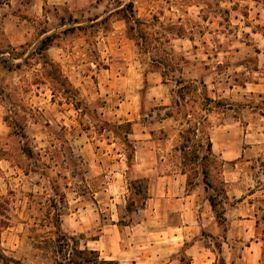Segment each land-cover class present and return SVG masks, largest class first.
Here are the masks:
<instances>
[{
  "label": "rangeland",
  "instance_id": "1",
  "mask_svg": "<svg viewBox=\"0 0 264 264\" xmlns=\"http://www.w3.org/2000/svg\"><path fill=\"white\" fill-rule=\"evenodd\" d=\"M129 1L169 38L159 53L184 57L181 75L225 101L207 112L205 131L213 178L222 175L229 196L224 224L200 162L184 166L177 149L178 85L140 53L116 12ZM47 35L48 56L71 85L56 94L35 81L39 71L58 73L33 53ZM0 41L23 53L16 62H35L0 67L9 217L0 254L48 264L36 238L50 229L54 197L63 229L119 264H264V0H0ZM9 109L27 117L26 137L5 121ZM24 144L40 155L28 158Z\"/></svg>",
  "mask_w": 264,
  "mask_h": 264
},
{
  "label": "trees",
  "instance_id": "2",
  "mask_svg": "<svg viewBox=\"0 0 264 264\" xmlns=\"http://www.w3.org/2000/svg\"><path fill=\"white\" fill-rule=\"evenodd\" d=\"M116 12L119 14V18L125 21L127 33L135 41V44L140 49V53L149 55L155 68L160 71L165 80L171 79L178 85L175 105L177 106V114H183V127L180 130L181 144L177 149L182 152L184 166L200 162L203 182L205 183L206 190L209 192L208 200L218 221L224 224L226 222L224 204L229 199V196L226 182L222 175L219 174L220 179L217 181L213 178L212 172L217 170L213 165H217V159L213 153L211 137L205 131L207 123H209L207 112H210L214 106L225 105V101L215 100L210 97L207 93V86L203 81L202 86L204 90L199 91V86L195 81L187 80L181 75L183 70L181 63L187 62L184 57L177 59L176 55L172 52L168 57L159 53L160 49H162L161 46H165L169 42V38L154 22H148L137 16L133 1L123 4ZM106 19L109 18L106 17L104 21ZM78 28L86 29L87 26L80 25ZM72 29H75V27H72ZM53 36L47 35L42 38L38 48L33 53L40 54L36 62L42 64L43 70L48 66H54V69L58 71V73L51 77L39 71L35 77L36 82H48L51 84L56 94L63 90V85L66 84L67 89L71 85L67 79H63L60 69L48 56L47 51L52 44ZM6 53L9 55H5ZM22 54L21 52L18 53L15 47H12L10 44H8V47H5L0 41V67L15 70L22 68L24 65H34L33 59L30 60L29 58L16 62L15 59L22 57ZM176 72L180 74L176 76ZM3 92V88H0V93L2 94ZM59 94L61 95V93ZM65 96L69 100L74 98L72 95ZM21 114L17 109H9L5 116V121L14 134L26 137L25 120L27 117ZM167 114L171 116L172 111H168ZM127 125L131 131L132 124L128 122ZM201 150H204L205 153L202 154ZM22 151L28 158L40 155V152H35L28 144L23 145ZM182 170L183 173H187L185 167ZM218 172L221 173V168ZM60 199H64L63 195H60ZM49 202L53 211L46 225L50 226V229L47 234L37 235L36 238L38 241L36 244L44 250L43 255L48 264H119L117 260L103 258L97 249L82 246L76 237L67 233L61 224L62 212L58 206V201L54 197H50ZM7 209V199L4 195L0 194V235L2 229L9 224V217L6 214ZM0 258L4 261L3 264L11 262L20 264L16 259L3 254H0Z\"/></svg>",
  "mask_w": 264,
  "mask_h": 264
},
{
  "label": "crops",
  "instance_id": "3",
  "mask_svg": "<svg viewBox=\"0 0 264 264\" xmlns=\"http://www.w3.org/2000/svg\"><path fill=\"white\" fill-rule=\"evenodd\" d=\"M181 174H182V173H181ZM183 175H185V174H183ZM10 264H13V263L11 262Z\"/></svg>",
  "mask_w": 264,
  "mask_h": 264
}]
</instances>
